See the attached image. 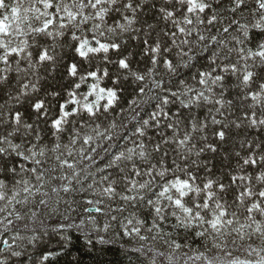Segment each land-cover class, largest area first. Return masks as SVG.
I'll use <instances>...</instances> for the list:
<instances>
[{"label": "snow or ice", "instance_id": "1", "mask_svg": "<svg viewBox=\"0 0 264 264\" xmlns=\"http://www.w3.org/2000/svg\"><path fill=\"white\" fill-rule=\"evenodd\" d=\"M81 238L264 264V0H0V264Z\"/></svg>", "mask_w": 264, "mask_h": 264}, {"label": "trees", "instance_id": "2", "mask_svg": "<svg viewBox=\"0 0 264 264\" xmlns=\"http://www.w3.org/2000/svg\"><path fill=\"white\" fill-rule=\"evenodd\" d=\"M73 244L75 247L72 249L71 255L61 257L60 264H69V261L74 258H80L82 264H149V257L135 251L138 247L135 243L125 244L120 241L117 244L106 246L109 250L105 251H100L102 247L100 245H97L96 249H92L83 238L74 239ZM122 244L123 247H121ZM47 247H58L56 238L48 242Z\"/></svg>", "mask_w": 264, "mask_h": 264}]
</instances>
